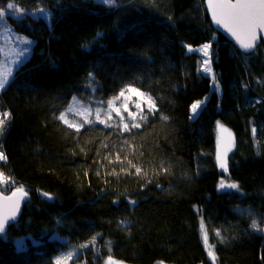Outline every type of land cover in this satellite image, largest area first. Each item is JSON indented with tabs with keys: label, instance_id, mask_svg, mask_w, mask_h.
<instances>
[{
	"label": "trees",
	"instance_id": "trees-1",
	"mask_svg": "<svg viewBox=\"0 0 264 264\" xmlns=\"http://www.w3.org/2000/svg\"><path fill=\"white\" fill-rule=\"evenodd\" d=\"M7 2L24 10L19 17L11 10L7 23L33 46L0 91V119L11 114L0 134L7 157L0 172L9 178L1 193L27 192L19 221L0 238V264H55L68 244L93 237L72 264H105L109 256L125 264H264V231L251 226L264 228V44L240 52L214 30L205 0H0V7ZM206 43L218 89L193 51ZM128 84L158 109L130 133L99 122L77 132L56 118L73 97L103 109ZM218 123L234 135L227 171L217 159ZM226 177L240 191L221 189Z\"/></svg>",
	"mask_w": 264,
	"mask_h": 264
},
{
	"label": "snow or ice",
	"instance_id": "snow-or-ice-1",
	"mask_svg": "<svg viewBox=\"0 0 264 264\" xmlns=\"http://www.w3.org/2000/svg\"><path fill=\"white\" fill-rule=\"evenodd\" d=\"M102 3L108 5H114L116 0H101ZM214 0H208L209 5H213ZM216 7L213 9V18L218 25L223 24L229 33L233 37L239 46L245 53H251L256 48V41L258 40V29H264V0H215ZM216 8L219 9V16L217 18ZM16 10V14L19 17L24 14V10L18 8V6L13 2H7L6 8L0 7V22L8 15L10 10ZM41 14L45 10H38ZM259 35H264V32L259 33ZM15 40V44L9 46L8 41L5 40L3 44H0V91L4 90L6 86L14 81L15 77L13 75L14 69L18 70L19 66L23 64L24 60L30 53V46L33 41L27 37H12ZM212 47L211 43H206L198 51H202L205 56H209V59L204 60L202 63L203 71L208 73L211 72L210 64V54L209 49ZM188 50L191 52V46H188ZM89 78L93 79L92 74L89 73ZM215 81V77H212ZM126 93L128 95H126ZM136 97L135 100L132 97ZM73 103L69 104L67 108L60 113L56 118L62 121L64 124L75 129L77 132L85 125H94L97 122L105 125V127L115 128L119 135H123L124 132H131L132 129L142 127L148 119V116L153 115L158 109L156 108L155 99L146 92L140 90V88L135 87L133 84L125 85L121 88L119 93L107 101L102 103L106 104V107L101 109L97 107L93 109L90 105L81 104L77 97L72 98ZM117 103L119 106H117ZM129 103L132 104L133 111L129 108ZM202 101H197L191 106L192 116L190 118H195L197 115V110L200 108ZM103 112L104 119H101V113ZM69 113H73L75 116L80 117L81 119L77 122L70 121L67 116ZM127 113V116H125ZM115 114V115H113ZM10 113H3L4 119H0V134L3 132L4 124L6 119L10 117ZM163 120H167V116H161ZM227 131V130H225ZM255 134V129H253ZM125 145L132 147L129 141H124ZM107 147V145H104ZM117 160H120V156L117 153ZM219 161V167L224 171H227L228 163L226 159H221L217 157ZM7 157L3 150H0V161H6ZM125 161L131 168L135 169V174H141V168L133 164L132 160H128L125 156ZM125 161H121L124 163ZM162 171H167V169H162ZM9 178H6L3 172H0V184L8 182ZM14 183V181H12ZM219 187L221 189H235L240 191V186L238 183H220ZM16 192L21 193L20 199H23L27 196V192L23 188L16 189ZM15 196L16 193L14 192ZM45 197L51 198L50 194L45 192L43 193ZM135 204V201H131ZM18 203L13 209V215L9 218H5L3 215H0V234H4L6 231V225L9 223L10 219L15 218V213L18 211ZM125 223V222H121ZM253 229L264 231V228H261L256 220L252 221L251 224ZM200 228L203 233V240L205 245L208 243V236L205 229L203 219H201ZM215 235L220 237V232L216 231ZM221 239H223L221 237ZM91 244L95 245L96 237H93L90 241ZM110 243V242H109ZM81 247H88V244L81 245ZM212 260L215 261V255L213 252H209ZM73 252L70 251L65 254L64 257L58 258L56 264H62V260L67 258L71 259ZM105 264H118L111 256L108 257ZM163 264V262H160Z\"/></svg>",
	"mask_w": 264,
	"mask_h": 264
},
{
	"label": "rangeland",
	"instance_id": "rangeland-1",
	"mask_svg": "<svg viewBox=\"0 0 264 264\" xmlns=\"http://www.w3.org/2000/svg\"><path fill=\"white\" fill-rule=\"evenodd\" d=\"M114 5H111V6H114ZM8 14L13 15V16L16 17V15H14V13L11 10L8 12ZM43 14H45V12ZM36 15H42V14L38 11ZM44 16H46V15H44ZM5 18H4V20L2 22H0V44H3L5 42V40H7L9 46H11V45L15 44V40L12 39V37H17V36H19V37H26V36L17 33L7 23V21H6ZM28 39H30V38H28ZM32 46H33V43L30 46V53L27 56V58L24 60L23 64L29 59V57L31 55V52H32ZM201 48L202 47H199L198 49L193 50V51H197L201 55V57H202V63H203L204 60L209 59V56H205L202 51H198ZM208 51H209V54H210V64H209V67L211 68V72H208V73L204 72L202 67H201V70L205 74H207L208 76L211 77V80H212V83H213L214 87L217 88L218 87V84L216 82V77H215V73H214V69H213V65H212V63H213V56H214V54H213V45H212V47ZM23 64H21L19 66V68ZM16 72H17V70L14 69L13 75H15ZM213 76L215 77V81L212 78ZM201 107H202V103H201L200 108ZM200 108L197 110V112L200 110ZM225 130H227V131H225ZM216 138H217V146H218V156L221 159H226L227 160L228 154L230 153V151L233 150V147H234V135H233L232 131L229 128H227L225 125H223L221 123H218L217 126H216ZM223 182L226 183V184L227 183H232L229 180H227V177L223 180ZM7 184H8V182L3 183V184H0V193L3 192V191H5V190H7V188H8ZM15 191L16 190H14L13 192H15ZM201 234H202V237H203L202 231H201ZM16 243H17L16 244L17 245V248L19 250H24L26 248V242H25L24 239H20ZM84 244H88V247H81V245H84ZM92 246H94V245L91 244L90 241L89 242H84V243H79V244L70 243V244L67 245V247L62 252H60L59 254H57L54 257V262L56 264V261H57L58 258L64 257L66 253L72 251L73 252V256H72L71 259L65 258V259L62 260V264H72L73 261H75L79 256H81L84 251H86L87 249H90ZM205 247L207 248L208 253L209 252H213V248L209 244V240H208L207 246L205 245ZM116 262H118V264H125V263L119 262V261H116ZM157 264H160V263H157ZM163 264H165V263H163Z\"/></svg>",
	"mask_w": 264,
	"mask_h": 264
},
{
	"label": "water",
	"instance_id": "water-1",
	"mask_svg": "<svg viewBox=\"0 0 264 264\" xmlns=\"http://www.w3.org/2000/svg\"><path fill=\"white\" fill-rule=\"evenodd\" d=\"M233 2H235V0H233ZM215 7H216L215 0L213 2V5H211V6L209 5L208 0H205V9H206V12H207V15H208V18H209V21H210L212 27L214 28V30L216 32L221 33L240 52H242L244 54H251V53L255 52L261 44H264V35H259V33L264 32V29H258L259 38L256 41V48L251 53H245L242 49L239 48V46H238V44H237V42L235 40V37H233L231 35V33H229L227 31V28L223 24L218 25L215 22V20L213 18V9ZM216 11H217V18H220L219 9L216 8ZM13 193L10 194V195H4V194L0 193V215H3L5 218L11 217L13 215V209L16 207L17 203L19 205L18 211L15 213V218L14 219H10L9 223L6 225L5 233L7 232L8 228L11 225H13V224H15V223H17L19 221V219L21 217V214H22V211H23L24 203H25V201L27 199V196L24 197L23 199H20L21 193H19V192L15 191V193H16L15 196L13 195ZM4 234H0V238L2 236H4Z\"/></svg>",
	"mask_w": 264,
	"mask_h": 264
}]
</instances>
